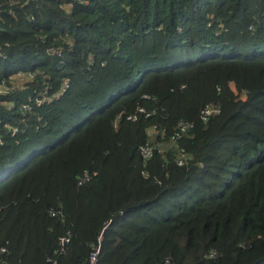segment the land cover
Masks as SVG:
<instances>
[{"label": "trees", "instance_id": "trees-1", "mask_svg": "<svg viewBox=\"0 0 264 264\" xmlns=\"http://www.w3.org/2000/svg\"><path fill=\"white\" fill-rule=\"evenodd\" d=\"M67 2L0 0V262L89 264L111 221L97 264H264V0ZM181 119L190 166L144 160Z\"/></svg>", "mask_w": 264, "mask_h": 264}, {"label": "built area", "instance_id": "built-area-1", "mask_svg": "<svg viewBox=\"0 0 264 264\" xmlns=\"http://www.w3.org/2000/svg\"><path fill=\"white\" fill-rule=\"evenodd\" d=\"M67 6L70 7L73 4V0H67ZM27 76L30 79L34 78L33 73H28ZM9 84L5 80H1L0 82V94L8 93L10 91ZM183 87V86H182ZM69 88V82L65 81L58 90L49 94V92L45 89L43 93L36 94L34 100L36 104L41 105L46 102H52L55 99H58L61 95H63L66 90ZM141 98L147 101H151L152 97L148 94L141 95ZM8 107H14L13 102H8ZM23 108L25 110H30L31 105L29 103L24 104ZM219 111V107L214 104H206L201 108L199 112V119L203 122H206L211 115L217 113ZM156 113V109H147L145 106L140 105L136 108L135 112L126 116V118L130 121H136L140 116L144 118H148ZM194 128V123L186 120H178L174 132L171 134L169 138L165 135V130L160 128L156 124H152L147 128V132L149 135L148 140L145 144L139 147V152L144 160L150 159L155 153L165 154L168 150H174L173 154H170L173 162L177 166L189 167L193 161L191 154L180 145V140L187 136L189 132ZM18 131V128L14 127L11 135L13 136ZM3 143V138L0 137V145ZM96 172H90L88 169L83 170V172L79 175L77 179V183L83 184L87 182L91 176L95 175ZM60 212V211H59ZM52 215L56 214V211H51ZM70 241V234L67 233L64 236H61L58 240V247L54 250V255L64 254L66 251V245ZM100 243L101 236H99L97 240V244L93 247V250L89 254V264H97L98 255L100 252ZM5 249L1 248L3 252ZM215 254H211V257H214ZM46 261L51 262L52 264H56V258L53 256H47ZM0 264H5L2 260Z\"/></svg>", "mask_w": 264, "mask_h": 264}, {"label": "water", "instance_id": "water-1", "mask_svg": "<svg viewBox=\"0 0 264 264\" xmlns=\"http://www.w3.org/2000/svg\"><path fill=\"white\" fill-rule=\"evenodd\" d=\"M111 221H108L102 228L101 232H100V236L102 235L104 229L107 227V225L110 223Z\"/></svg>", "mask_w": 264, "mask_h": 264}]
</instances>
